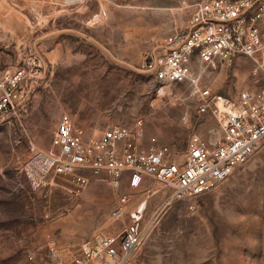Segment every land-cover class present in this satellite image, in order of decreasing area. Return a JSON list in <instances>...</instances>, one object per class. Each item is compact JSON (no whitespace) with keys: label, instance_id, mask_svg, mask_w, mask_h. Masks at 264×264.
Segmentation results:
<instances>
[{"label":"rangeland","instance_id":"1","mask_svg":"<svg viewBox=\"0 0 264 264\" xmlns=\"http://www.w3.org/2000/svg\"><path fill=\"white\" fill-rule=\"evenodd\" d=\"M182 1L0 0V74L19 66L36 72L27 111L0 124V264L65 261L95 231L115 233L130 221L128 214L112 219L113 201L127 188L91 178L74 196L61 186L28 184L22 167L33 150L51 148L62 114L89 136L141 118L145 141L158 136L179 152L195 131L218 135L216 120L198 115L188 83L161 88L143 66L157 40L185 27ZM248 64L214 70L206 83L223 95L258 86ZM147 194L134 192L131 204ZM166 199L159 192L148 200L133 264H264V146L194 207Z\"/></svg>","mask_w":264,"mask_h":264},{"label":"built area","instance_id":"2","mask_svg":"<svg viewBox=\"0 0 264 264\" xmlns=\"http://www.w3.org/2000/svg\"><path fill=\"white\" fill-rule=\"evenodd\" d=\"M182 7L189 9L185 27L157 40L145 53L143 66L161 88L188 83L198 115L214 118L218 135L205 138L195 131L179 152L158 136L145 141L141 118L89 136L70 114H62L51 148L33 150L22 167L28 184L34 190L61 186L74 196L86 191L91 178L115 190L127 188L131 191L113 201L112 219L128 214L130 221L115 233L95 231L70 259L55 264H133L146 235L153 195L164 193L167 203L188 199L194 207L264 146V0H183ZM240 59L250 61L258 86L223 95L206 83L214 70L238 65ZM35 75L32 66L0 74V124L27 111V85ZM142 189L147 196L132 205L134 192ZM163 210L157 209L156 218ZM47 240L58 258L54 239L48 235Z\"/></svg>","mask_w":264,"mask_h":264},{"label":"crops","instance_id":"3","mask_svg":"<svg viewBox=\"0 0 264 264\" xmlns=\"http://www.w3.org/2000/svg\"><path fill=\"white\" fill-rule=\"evenodd\" d=\"M248 64V63H250V61L249 60H243V59H240L239 61H238V64ZM201 135L203 136V137H205V135L203 134V132H201ZM209 137H211V136H209ZM209 137H205V138H209Z\"/></svg>","mask_w":264,"mask_h":264}]
</instances>
